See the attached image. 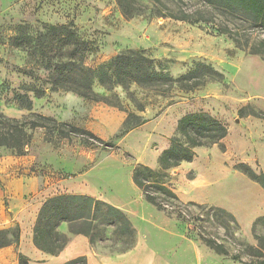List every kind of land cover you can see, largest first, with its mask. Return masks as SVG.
<instances>
[{"label": "rangeland", "instance_id": "374dc122", "mask_svg": "<svg viewBox=\"0 0 264 264\" xmlns=\"http://www.w3.org/2000/svg\"><path fill=\"white\" fill-rule=\"evenodd\" d=\"M137 3L141 13L128 18L117 0H0V113L18 120L41 115L82 130L67 139L34 130L23 156L0 147V193L8 191L6 180L28 178L32 190L25 199L30 203L43 205L62 194L90 195L121 209L136 229V244L145 238L174 264H251L249 247L258 246L256 236H264V223H258L264 218V190L238 166L264 174V58L251 54L264 52V30L221 16L199 0ZM170 12L204 19L189 23L158 16ZM51 25L73 26L88 45L85 64L92 68L123 52L140 51L157 72L174 80L198 63L222 78L207 79L192 91L137 85L109 91L96 80L93 90L104 98L98 101L50 92L41 57L11 42L21 33L36 38ZM216 28H228L241 48ZM36 89L46 94L37 97ZM17 95L28 96L30 111L14 101ZM198 113L224 124L228 135L219 144L196 149L191 163L168 172L166 183L178 201L161 211L134 185L133 171L138 165L158 169L179 121ZM4 205H10L8 199ZM227 214L235 217L237 228ZM69 229L63 225L59 231L69 236ZM114 231L107 228L91 246L98 257L127 252L128 242ZM201 238L223 244L242 263L218 255ZM18 249L0 251V264H13Z\"/></svg>", "mask_w": 264, "mask_h": 264}, {"label": "trees", "instance_id": "16d2710c", "mask_svg": "<svg viewBox=\"0 0 264 264\" xmlns=\"http://www.w3.org/2000/svg\"><path fill=\"white\" fill-rule=\"evenodd\" d=\"M117 1L126 17L132 18L141 13L136 7L137 0ZM199 1L221 16L231 17L264 30V0ZM158 16L189 23H199L204 19L184 12L179 15L173 12L168 15L158 13ZM216 29L220 34L230 35L238 45L237 38L230 34L228 28ZM11 45L41 57V67L47 72L44 84L48 91L69 92L90 101L104 99L93 90L96 80L109 91L116 87L129 89L132 85L140 88L178 86L180 89L192 91L201 87V83L207 79L222 78V74L211 66L198 63L191 72L174 80L162 72H157L153 61L140 51L123 52L97 68L89 67L85 64L88 45L78 37L72 25H51L36 38L21 33L12 40ZM238 47L241 48L240 45ZM251 54L264 58V52L259 49L252 50ZM191 82L195 84L189 88L188 83ZM35 93L37 97H43L46 91L36 89ZM14 101L25 110L32 109V102L26 95H17ZM143 123L145 121L140 124ZM37 129H44L48 135L57 134L65 139L82 132L79 128L41 115L33 119L18 120L0 113V147L11 149L16 155L23 156L31 144L32 132ZM227 135V127L207 114L183 117L178 123L171 147L163 151L158 159L159 168L153 169L144 165L135 167L132 176L134 185L141 190L147 203L161 211H167L168 207L178 201V197L166 183L168 172L182 163H191L196 149L219 144ZM48 142L51 140L48 139ZM238 169L264 190L263 173L257 174L246 164H240ZM219 211L226 214L224 210ZM227 217L237 228L235 217L231 214H227ZM259 222L264 223V218L259 219ZM63 224L69 226L71 235L87 237L91 246L103 237L109 227H115V234L128 242L126 251L136 246V229L121 209L90 195L62 194L47 199L40 209L34 226L33 240L36 248L50 255L60 254L70 242V238L59 231ZM224 228L229 230L230 224L224 222ZM20 236L19 226L0 230V251L19 246ZM201 240L218 255L242 263L241 257L230 256L223 244L212 239ZM256 240L258 246L249 247V255L254 259L251 264H264V236H256ZM29 263L28 258L18 255V264ZM65 264H87V257H79Z\"/></svg>", "mask_w": 264, "mask_h": 264}, {"label": "crops", "instance_id": "0c3cea01", "mask_svg": "<svg viewBox=\"0 0 264 264\" xmlns=\"http://www.w3.org/2000/svg\"><path fill=\"white\" fill-rule=\"evenodd\" d=\"M3 183L8 191L4 196L0 193V228H8L16 224L21 228L19 249L15 254L13 264H18L19 254L28 258L29 264H65L83 256L87 257V264H174L152 249L143 237L133 249L127 252L103 258L98 257L92 251L87 237L71 235L70 231L67 232L68 229L66 230L70 238L68 246L58 255L44 253L36 248L33 240L34 226L42 204L30 203L25 199V196L32 190L31 182L28 178L26 180L12 178ZM6 199H8L9 206L4 205Z\"/></svg>", "mask_w": 264, "mask_h": 264}]
</instances>
